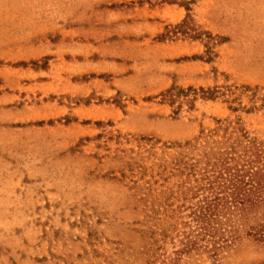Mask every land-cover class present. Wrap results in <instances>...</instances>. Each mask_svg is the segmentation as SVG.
Segmentation results:
<instances>
[{
	"label": "rangeland",
	"instance_id": "obj_1",
	"mask_svg": "<svg viewBox=\"0 0 264 264\" xmlns=\"http://www.w3.org/2000/svg\"><path fill=\"white\" fill-rule=\"evenodd\" d=\"M169 1L0 0V264H147L155 239L172 264L191 169L264 142V0ZM177 264H264V244Z\"/></svg>",
	"mask_w": 264,
	"mask_h": 264
},
{
	"label": "trees",
	"instance_id": "obj_2",
	"mask_svg": "<svg viewBox=\"0 0 264 264\" xmlns=\"http://www.w3.org/2000/svg\"><path fill=\"white\" fill-rule=\"evenodd\" d=\"M169 3L174 4L176 0ZM181 5L189 11L186 3ZM183 92L172 86L161 96L172 105ZM201 92L203 99H213V93ZM232 132L240 131L233 129ZM203 164L197 170L191 169L199 177H195V185L187 189L193 192L188 201H197L184 209L189 211V220L178 223L188 230L178 231L181 232L180 248L175 252L172 264H177L182 255L199 252L208 253L217 262L223 252L244 238L264 244V142L242 133L234 139L228 137L216 151L204 155ZM182 208L166 213L169 222L159 232L160 241H166L171 228L175 230L177 225L171 221L182 219ZM157 245L155 239L147 250V264H156V252L161 246Z\"/></svg>",
	"mask_w": 264,
	"mask_h": 264
}]
</instances>
